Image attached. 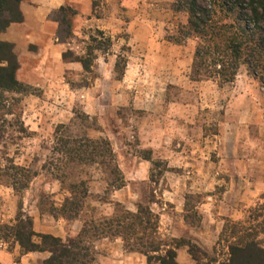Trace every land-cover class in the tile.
I'll return each mask as SVG.
<instances>
[{
    "label": "rangeland",
    "instance_id": "obj_1",
    "mask_svg": "<svg viewBox=\"0 0 264 264\" xmlns=\"http://www.w3.org/2000/svg\"><path fill=\"white\" fill-rule=\"evenodd\" d=\"M175 1L139 17L134 14V25L124 12L127 7L120 5L122 11L116 15L121 23L114 24V32L91 27L74 34L78 11L70 5L51 14L59 24L56 37L67 43L65 51L71 50L72 58L87 56L90 46L97 47V58L91 72L78 61H65L74 63L73 67L56 78L48 92L30 85L27 91L6 93L11 113L0 110V225L14 223L22 205L24 214L33 218L36 232L67 240L78 237L86 221L149 205L159 216L157 239L173 246L183 243L176 249L178 264H231L229 245L242 240H256L264 248V191L249 204H233L230 197L226 203L221 201L230 179L222 180L223 173H218L221 156L211 143L207 146L224 116H233L230 100L246 90L248 99L240 104L247 112L245 118L253 112L264 115V85L247 64L241 65L233 81L223 82L219 76L194 79L198 39L182 40L180 29L188 23L189 13L175 9ZM102 8L106 16L112 15L109 1L95 0L94 15L103 14ZM168 36L180 43L174 44ZM117 60L118 70L124 69L122 79L115 72ZM238 80L242 81L237 84ZM254 122L251 134L257 135ZM172 125L174 142L166 140ZM201 129L210 138L206 148L196 152L197 139H188ZM87 137L111 142L112 164L119 166L118 173L101 163L102 157L72 162L60 149L62 142L68 145L72 138L86 141ZM194 146L196 175L207 187L187 172L193 165L184 154ZM228 147L230 152L229 143ZM19 166L22 175L16 177L12 171ZM203 173L207 178L201 177ZM17 178L27 188L19 183L21 189L15 190L11 184ZM82 181L88 193L81 197V211L65 212V201L84 193ZM73 184L78 185L74 194ZM188 195L195 211L186 222ZM97 233L82 241L90 253L86 264H150L145 254L126 247L122 237ZM8 240H0V264H42L50 255L47 251L23 254L17 242ZM189 244L198 261L194 251L189 252Z\"/></svg>",
    "mask_w": 264,
    "mask_h": 264
},
{
    "label": "trees",
    "instance_id": "obj_2",
    "mask_svg": "<svg viewBox=\"0 0 264 264\" xmlns=\"http://www.w3.org/2000/svg\"><path fill=\"white\" fill-rule=\"evenodd\" d=\"M23 0H0V34L12 23H20L24 20L21 10ZM63 8V7H62ZM174 8L189 13L188 23L181 27L182 40L196 37L198 44L194 51L193 71L194 79L202 77L217 78L221 81H233L241 65L247 64L248 71L264 85V0H176ZM99 30V33L104 32ZM174 44L180 43L174 36H168ZM90 46L87 56L71 57V50L64 51L65 61H78L86 72L93 69V61L97 58ZM117 60L115 72H119L118 79L123 78L124 69H119ZM126 62V61H125ZM20 63L14 51V44L0 39V110L11 113L6 103V93L27 91L29 84H25L17 77ZM125 66V65H124ZM198 74V77L197 75ZM216 75V76H215ZM60 149L65 151L70 161L93 162L97 157H102L100 162L110 166L111 170L118 173L119 166H113L114 150L109 140H93L90 137L86 141L80 138H72L68 145L62 142ZM12 175L19 177L22 167H15ZM21 171V172H20ZM122 179L123 172L120 170ZM8 174V172H6ZM29 175L23 174V176ZM11 176V173H10ZM120 177V175L118 176ZM28 179V177L26 178ZM19 178L13 180L12 187L18 191ZM84 193L80 197L72 196L63 204L65 212L81 211V197H86L88 189L81 182ZM124 184L120 185L122 187ZM77 184L71 185L74 194ZM21 189V188H20ZM78 191V190H77ZM199 197V196H198ZM192 195L187 196L185 209L186 222L194 215L192 207ZM200 200V199H199ZM202 202L201 200L199 203ZM186 205V206H187ZM111 217L104 220L86 221L78 237H70L63 240L52 233H38L34 229L33 218L24 214L22 205H19V213L14 223L0 225V240L17 242L23 254L35 251H47L50 255L42 264H86L89 261V248L86 247L84 238L97 236V232L106 236H120L125 241L126 247L142 252L147 256L148 263L178 264L176 249L183 245L179 243L173 246L171 243L157 239L159 229V216L149 205H139L136 212L130 210H118ZM196 214V212H195ZM199 222V220H197ZM142 233L143 235H140ZM149 233L155 236L145 237ZM157 234V235H156ZM35 237H39L36 240ZM149 238V239H148ZM146 240V241H145ZM231 264H264V248L256 240L231 243ZM194 247L189 244V252L192 254ZM194 251V258L197 254ZM198 261V259H197Z\"/></svg>",
    "mask_w": 264,
    "mask_h": 264
},
{
    "label": "crops",
    "instance_id": "obj_3",
    "mask_svg": "<svg viewBox=\"0 0 264 264\" xmlns=\"http://www.w3.org/2000/svg\"><path fill=\"white\" fill-rule=\"evenodd\" d=\"M94 1L23 0L21 2V10L24 15L23 22L12 23L0 34V39L14 44V51L20 63L17 71V77L20 81L31 86L40 85L48 92L53 81L56 78H60V75L67 68L73 67L71 64L74 63H67L63 59L67 43L60 42L56 37L59 24L51 17L52 13L60 10L63 6L70 5L77 9L78 13L76 17L78 24L73 28V31L74 34L81 35V31L84 28L91 27L114 32L116 27L114 24L118 22V25H120L121 23V17L116 15L122 11L119 8L120 5L127 7L124 12L131 17L129 23L134 25L136 21L135 19L133 20L134 14H138L137 17H139L144 12L152 8L157 9L162 4L173 0H106L113 6V12L110 17L105 15L107 10L103 8V14L100 12V15H94ZM126 72H128V69ZM240 81L242 80H238L237 84ZM245 95H248L247 90L246 93L235 97L234 100H230V111L233 116H224L220 121L218 133H214L211 139H209L210 135L206 136L202 129L197 132L195 138L188 139L189 141L197 139L199 144L197 145L196 152L199 149L204 150L206 147L203 146H206L204 144L209 140L207 146L211 143V146L217 149L218 155L221 156L218 173H223L221 176L222 180L230 179L224 198L221 200L225 203V198L230 197L233 204H238L239 202L249 204L253 200V197H257L264 191V115L262 116L261 113L262 117H260L259 113L253 112L252 114H248L249 117L245 118L244 113L247 112H244L242 110L244 107L240 105L241 102L243 103V100L248 99ZM248 105L249 103H246V106ZM199 113H201L200 110L198 111ZM253 122L256 124L257 135L251 134L252 129L250 127ZM197 123H199V120H197ZM173 127L172 125L170 131L167 128V141L174 142L177 140V137L174 138ZM228 143L230 144V152ZM194 152L195 146L191 151L189 149L184 154L189 159L188 164L193 165L192 169L190 168L187 172L193 174V179L197 180V183L202 185L201 187H207L199 179L200 175H196L195 166L198 164L193 162V160H197L193 154ZM204 176L207 178L206 173L201 175V177ZM212 185L215 186L216 184ZM230 200L229 203L231 204Z\"/></svg>",
    "mask_w": 264,
    "mask_h": 264
}]
</instances>
